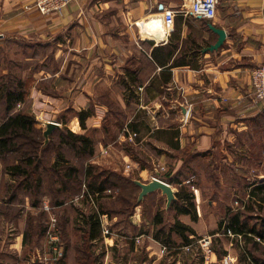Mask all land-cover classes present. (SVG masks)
<instances>
[{"label":"crops","instance_id":"crops-1","mask_svg":"<svg viewBox=\"0 0 264 264\" xmlns=\"http://www.w3.org/2000/svg\"><path fill=\"white\" fill-rule=\"evenodd\" d=\"M30 3L31 0H0V43L6 38L52 43L55 57L62 58L63 65L42 80L63 79L59 81L63 86L58 85L60 90L53 94L49 89L30 87L28 110L25 104L22 109L37 115L41 123H59V115L65 120L66 116L74 118L71 127L92 142L90 167L113 173L110 179L117 189L119 183L135 187L129 217L137 225L145 220L146 199L163 195L159 190L150 192L137 204L140 188L133 179L146 182L156 173V166L163 165L166 173L161 172L160 177L176 193L191 186L195 213H180L172 205L166 208L165 203L166 221L153 223L156 227L161 224L166 235L170 233L175 241L172 248L191 246V236L207 229L203 220L218 200H206L201 185L188 181L191 173H182L186 156L226 153L228 144L243 148L244 139L257 143L264 140V102L256 103L250 83L251 69L264 62V0H218L216 15L210 20L176 13L165 39L156 42L144 38L136 22L160 16L163 9L177 10L182 0H76L61 13L46 15L28 9ZM214 28L222 29L225 38L212 49L218 39ZM68 63L76 77L71 88L64 87L66 78L61 76ZM1 104L0 124L6 118ZM80 110L90 111L84 126L78 124L76 114ZM37 111H48L49 118L42 120ZM129 132L135 133L132 140ZM133 153L154 157L134 158ZM126 164L131 170L125 169ZM117 196L84 199L97 212V204L114 203ZM24 197L32 216L43 203L49 204L45 196L41 205L39 200L37 205L31 203L27 193ZM242 208L241 218H245ZM108 213L100 215L102 227L95 239L105 223L115 218L113 212L112 219ZM157 217L156 212L153 219ZM0 219L7 230L16 228L8 243L2 241L0 231V264H42L41 257L45 259L53 247L48 246L47 251L43 248V254L38 249L30 253L23 238L24 220L7 221L1 214ZM176 222L188 243L177 232ZM102 238L106 247L114 245L111 234ZM154 240L165 247L160 239Z\"/></svg>","mask_w":264,"mask_h":264},{"label":"rangeland","instance_id":"rangeland-1","mask_svg":"<svg viewBox=\"0 0 264 264\" xmlns=\"http://www.w3.org/2000/svg\"><path fill=\"white\" fill-rule=\"evenodd\" d=\"M53 48L52 43H33L16 38H6L0 43V103H2V108L5 101L4 96L8 90L17 92L18 89H21L25 93L24 100L16 104L14 110L23 108V104L28 110L30 87L40 88L41 91L49 89L52 94L60 90L58 85L63 86V83H59V81L61 82L63 79H57L54 82L53 79L42 80L44 76H52L63 65L64 60L58 56L55 57ZM61 76L66 78L64 87L71 88L76 78L75 70L71 64L65 65ZM19 82L21 86H19ZM45 112H38L39 116L43 117L42 120L49 118L48 111ZM36 116L35 119L39 123L30 136H34L38 143L35 145L28 138L29 136L17 139L24 150L31 149L33 145L34 149H37L42 140L43 125ZM59 116H57L59 123L62 121L61 123L65 125L62 128L73 129L71 127L74 124L73 117L69 119V116L65 115L67 118L65 120L64 117L60 116L61 119ZM60 138V133L55 132L49 145L43 150L42 159L35 158L38 169L35 170V174H30L29 177L11 174L8 170L9 165L13 162L21 163L22 167L29 170L33 169L24 162H20L21 152L0 156V214L7 221L17 218L24 220L23 238L30 247V253L34 249H38L43 254V248L47 251L48 246L53 247V253L46 255L45 259L44 256L41 257L42 264H262L264 262V240L261 237L249 234L251 241H247L243 235H234L225 231V227L230 224V217L236 211H240L242 206L247 216L242 218L244 228L249 229L251 226H255L259 232L264 233V203L256 202L259 200V196L264 195V140L257 143L253 139H244L243 148L239 144L237 147L228 144L226 153L220 152L198 157L196 155L186 156V161L182 165V173L185 176L191 173L188 175V181L191 180L192 183L201 185L206 200L217 199L218 201L208 209L209 216L203 220L207 223L204 233L192 235L190 239L192 245L189 247L177 248L174 246L172 248L171 244L174 241L172 237H170L168 245L163 244L165 247L154 240L155 232L157 231L159 234L158 231L162 225L156 227L157 225L155 226L153 223L158 224L160 221H166L164 219L166 216L164 214L165 196L155 195L154 198L146 199L143 209L145 220H142L141 225H137L134 223V219L129 217L133 207L135 187L122 183H119V189L111 187L109 189L108 187L102 192L109 196L118 195L114 203L109 201L103 205V210L109 212V218L112 219V212L115 218L107 221L111 225L105 223L104 232L102 231L97 239L88 240V225L85 219L96 213L92 204L84 199L86 182L83 175L84 170L91 166L90 157L88 154H78L75 151L72 154L71 146L66 142L62 143ZM61 151L63 159H60L59 165L62 163L63 165L61 168L59 167V172H54L57 165L55 164L54 168L51 167L56 160L57 152ZM133 154L134 158L151 159L150 157H154L153 154H149L150 157L148 154L141 155L142 157ZM85 164L87 167L84 168ZM118 165L120 166V163ZM48 166H51L52 171ZM70 166L76 167L77 172L64 177L63 173ZM164 172L166 173V171ZM37 174H41L39 187L36 186ZM132 174L131 178L133 176L136 178ZM181 176L184 177L183 174ZM60 179H62V184L61 182L60 184L56 183ZM33 183L34 188L27 187L28 184ZM258 186H263L261 193L257 191ZM187 190L193 192L191 186L187 187ZM252 191L258 193L255 194ZM26 193L31 197L30 202L35 204L45 193L49 200L48 203L53 204V214L49 216V213L41 205V209L35 210V215L32 216L31 211H27L29 207L24 197ZM218 197L222 199L220 200ZM92 198L94 197L92 196ZM58 203H60L59 206L56 205ZM156 212L159 217L154 220L153 216ZM248 216H252V219ZM52 217H55V228L53 231H48L47 237L45 229L47 224H50ZM220 221L223 222V226L216 225ZM4 225L5 223L0 219L2 241L8 243L12 240L16 228L9 224L13 229L7 230ZM51 226L50 224V229ZM100 227H102L101 218ZM108 234H111L115 239L112 247H106L104 238H102L103 235L107 236ZM204 239H209L210 243L204 245ZM35 252L38 253L37 250Z\"/></svg>","mask_w":264,"mask_h":264},{"label":"trees","instance_id":"trees-1","mask_svg":"<svg viewBox=\"0 0 264 264\" xmlns=\"http://www.w3.org/2000/svg\"><path fill=\"white\" fill-rule=\"evenodd\" d=\"M19 86H21L20 82H19ZM24 98H25V93L21 89H18L17 92H14V90H8L7 94L4 96L5 101L3 105V113L6 118L0 124V156H8L13 153L21 152L20 162H24L26 165L33 167V169L29 170L28 168L22 167L21 163L13 162L9 165L8 170L10 171L11 174H17V175H22L23 177H29L30 174L32 175L35 174L36 173L35 170L38 169L37 161L35 162V158L39 157L40 159H42L43 150L47 148V146L50 143V140L46 145H43V136L41 133L42 140L39 142V146H37V149H34V145H33L31 146V149H26V150H24L22 148V144L18 142L17 139L23 138V136L25 137L29 136L28 138L32 140V142H34L35 145L36 143H38L36 142V139L34 138V136L33 137L30 136L31 134H33L35 126H37V124L39 123L35 119L34 115L29 113V111L25 109L23 110L22 108L19 110H16L15 112H13V114H11V112L14 111V106L18 104L19 102H22ZM76 115L78 117V124L80 126H84V121L90 115V111L80 110L77 112ZM55 132L60 133L61 142L62 143L66 142L68 145L71 146V149H73V151H75L76 153L88 154V155L92 154V150H93L92 142L90 141L88 136L77 134L74 129L60 127V128H55L52 131L50 135V139L54 135ZM60 159L61 160L63 159L62 151L57 152L56 160L54 161V164L52 165V167L48 166L49 169L50 167L51 168L56 167L55 166L56 164L57 167L54 168L55 170L53 171L59 172L58 171L59 167L61 168V166L63 165V163L59 165ZM50 170L52 171V169ZM75 172H77L76 167L70 166V168L67 169L66 172L63 173L64 174L63 176L68 177ZM112 174L113 173L111 172L103 171V170H96L91 167L85 169L84 175H83L84 180L86 182V191H85L86 195L84 194L85 197L89 195L95 198L109 196L108 194L105 195L102 192L105 191V189H107L108 187L109 189L110 187L115 188L114 182L110 179V176H112ZM164 175H167V174H164ZM118 177L123 178L120 175ZM40 179H41V174H37L36 186L38 187L40 186ZM60 182L62 184V179L58 180V182L56 183L60 184ZM27 187L34 188V183L28 184ZM262 189H263V186L257 187V191L259 193L262 192ZM252 192L255 194L258 193L255 191H252ZM43 196L46 197L47 195L43 193L39 201L38 200L37 201L42 203L41 199L43 198ZM259 197L260 198L258 200L259 201L258 203H262V202L264 203V195L262 194ZM192 199H193V194L189 192V190H187V187H183L182 189H180L179 192L176 193V200L173 201L171 205L172 207L174 206V208L180 213H186V214H191L192 212L195 213V208H194ZM33 204L37 205L35 203ZM56 205L59 206L60 203ZM97 207L99 210H97L96 213L89 215L85 219V222L88 225V234H87L88 240H93L97 237L98 231L100 230V215L103 213H108L106 210H103V205L97 204ZM50 208L51 209L49 210V212H52L54 208L53 204L50 205ZM45 211L48 212V210H45ZM179 224L180 223L178 222L175 223L177 232L182 236L183 241L188 243L189 242L188 238L185 235H183L184 231L179 229V227H177L179 226ZM219 226H223L222 221L219 222ZM181 228L183 229L185 228L188 231L192 232V230L190 228H187L186 226H183V227L181 226ZM49 229H50V224H47L46 229H45V235L47 237H48ZM163 231L164 229H162L161 227L159 230V233L162 232V237L160 238L161 234L160 235L154 234V238L160 239V241H162L164 245H168L170 242L169 241L170 233L168 232L166 235L164 234ZM225 231H230L235 235H241V236L243 235L244 239H246L247 241H251L249 234H252V235L255 234L264 240V233L259 232L255 226H251L249 229L244 228V224L242 222L240 211H237L234 215L230 217V224L225 227ZM50 252L53 253V249ZM262 264H264V262H262Z\"/></svg>","mask_w":264,"mask_h":264},{"label":"built area","instance_id":"built-area-1","mask_svg":"<svg viewBox=\"0 0 264 264\" xmlns=\"http://www.w3.org/2000/svg\"><path fill=\"white\" fill-rule=\"evenodd\" d=\"M76 0H31V3L27 6L28 9H34L42 15L50 13H61L68 5L75 2ZM218 6V0H182L181 6L177 10L163 9L160 16H157L160 25L163 27L164 31L170 30L174 24V17L176 13H181L184 15H191L198 18H203L210 20L215 17ZM155 42L157 40L153 39ZM250 83H251V94L256 101V103L264 102V62L258 66H255L250 71ZM135 133L129 132L128 138L133 139ZM107 150H105L106 152ZM158 175L153 172L150 176L151 178H157L165 181L160 177V173L165 171L163 165H157ZM126 170H131L129 164L125 165ZM166 182V181H165ZM43 209L49 210L50 206L47 202L43 203ZM50 224L53 231L55 228V217L51 218ZM108 233V231H107ZM54 238V237H52ZM204 245L210 243L209 239L203 240Z\"/></svg>","mask_w":264,"mask_h":264},{"label":"water","instance_id":"water-1","mask_svg":"<svg viewBox=\"0 0 264 264\" xmlns=\"http://www.w3.org/2000/svg\"><path fill=\"white\" fill-rule=\"evenodd\" d=\"M215 32L218 34L217 41L211 46L212 49H215L219 47L224 38H225V32L222 29L214 28ZM143 33H147L154 38H156L158 41H163L165 39V31L163 27L159 24L158 28H155L150 31L142 30ZM43 130H42V136H43V145H46L50 140V135L52 131L55 128H60L61 125L56 121H42ZM156 174L159 173L156 171ZM133 182L140 188V191L137 196L136 203L138 204L143 198L150 192L159 190L162 195L166 198V208L170 207L173 201L176 200V192L174 188L167 182L162 181L157 178H151L150 180L143 182L138 179H133Z\"/></svg>","mask_w":264,"mask_h":264},{"label":"bare ground","instance_id":"bare-ground-1","mask_svg":"<svg viewBox=\"0 0 264 264\" xmlns=\"http://www.w3.org/2000/svg\"><path fill=\"white\" fill-rule=\"evenodd\" d=\"M143 19V18H142ZM138 20V19H137ZM159 20L157 19V16H153L147 20H144V21H141V20H138L136 22V25L140 28V34H142V36L144 38H150V39H155L157 40L156 38H154L153 36L147 34V33H143L142 30H146V31H150L152 32L153 29L155 28H158L159 27ZM158 41V40H157Z\"/></svg>","mask_w":264,"mask_h":264}]
</instances>
